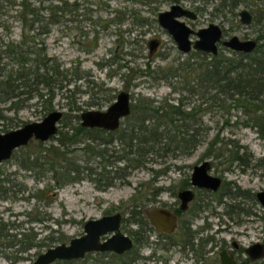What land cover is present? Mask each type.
I'll list each match as a JSON object with an SVG mask.
<instances>
[{"label": "rangeland", "instance_id": "obj_1", "mask_svg": "<svg viewBox=\"0 0 264 264\" xmlns=\"http://www.w3.org/2000/svg\"><path fill=\"white\" fill-rule=\"evenodd\" d=\"M26 1L29 8L35 11V16L42 20L34 21V25L42 23L48 27V31L45 32L43 30L46 29L42 27L39 34L36 33L39 28L26 32L27 42L29 44L42 42L45 47L44 53L55 57L61 67L67 68L68 77L72 78L67 85L72 87L78 84V89L82 91L77 90L72 98H64L60 89H56L51 100V109H46L42 102H37L36 97L20 102L16 108L11 105V100L0 99V132L19 127L29 121L41 120L52 109L63 111L64 116L62 115L58 122V130H66L64 122L69 121L72 114H80L81 111L91 108L104 109L122 89L130 92L133 101L134 97L148 96L157 102L166 98L178 104L180 97L187 95L180 89L173 90L164 79L139 75V71L146 68L148 63L151 67L166 66L175 64L190 54L179 51L174 39L158 23L157 12L165 5L157 6L155 1L144 0H78L80 5L76 10L67 8L62 12L61 22L49 24L47 17L50 6L60 5L62 0ZM219 2L220 0H196L203 10L198 14L193 28L205 26L210 21L220 22L226 37L236 34L240 38H256L260 29L264 30V17L261 21L251 20L248 23L239 21L237 11L242 7L249 8L243 3L236 7L235 15L225 11L224 14H215L213 7ZM21 7V0H0V44L18 43L23 36ZM153 36L162 39V43L155 52L149 54L147 41ZM39 47L40 45L36 44L33 49L40 52ZM4 49L5 46L0 45V60L15 64L14 59ZM221 52L228 56L232 53L223 47ZM34 55L29 54L30 57ZM76 69L82 75L80 78L75 76ZM86 78L96 82L103 81L104 86L111 87L113 99L102 105L96 104L97 99L90 98ZM177 83L180 87L181 83L178 81ZM40 90L45 92L46 88L41 86ZM44 97H47V94ZM72 99L76 100L79 110L71 111L68 108V103L71 104ZM190 105L187 104L185 107L188 109ZM221 111L216 109L201 115L202 127L199 131L202 140L190 153L165 155L148 153L144 164L138 167H132L127 160L122 159L115 164L121 167L119 171L120 173L123 171L124 174L113 178L111 184L101 187H97V181L90 179L86 175L88 169H84L90 167L99 171L98 162L101 159L96 154L84 153V150H77L74 154L77 158L76 165L81 171L84 169V172L80 173L81 178L61 187L53 188L56 179L52 171H42V168L30 171L18 164L20 158L28 152H31L32 156L38 153L44 155L40 152L43 147L70 149L83 146L89 140L76 144L66 143L64 147L58 140L60 135L57 132L45 141L33 138L27 144L15 148L9 158L0 162L1 183L6 191L5 196H0V218L4 221L26 220V212H29L31 217H44L42 221L28 222V225H32L37 231L39 240L44 239L40 241L39 246L22 252V258L13 260L12 257L1 255L0 264H30L35 256L47 247L67 242L71 237L80 235L85 220L116 211L122 215L121 230L131 234V230L139 227L135 221L138 217L136 212L142 215L144 207L156 204L173 208L178 205L176 191L181 187L180 183L189 181L193 165L204 159L210 161L209 173L220 176L223 182L215 191L197 190V199L201 200L202 207L197 212L200 215L194 217L189 224L191 230L199 228L202 223L207 225L201 234L202 238L207 234L205 245L207 258L200 260L192 251L181 250L173 244L177 235H172L170 238L159 237L156 244L152 242L150 245L141 246V249L137 250L139 257L133 264H204L206 260L208 264H221L218 252L222 248L233 251L234 257L239 260L246 259L248 256L244 248L247 245L257 240L264 242V206L252 195L257 190L264 189V166H249L242 170L238 163L233 161L227 168L229 164L227 160L207 156L205 152L210 146L209 142L215 138L217 140L215 152L220 148H229L232 143H238L246 146L255 158H264V140L258 136L254 128L242 124L235 126L232 123L238 115L242 116V113L232 110V114L227 116ZM226 117H229L228 122H224ZM126 121V118H123L121 126ZM79 122L80 117L71 119L72 124ZM228 140L230 141L226 145L221 144ZM107 147L108 152H112L113 149L118 150L115 153L122 152L121 145L117 142H112ZM47 157H50L49 154ZM55 159L57 161V158ZM115 174L114 166L105 167L107 177ZM92 176L97 178L98 175L92 173ZM235 185L250 194L230 196L235 194L237 188ZM227 210L229 213H226ZM17 229L10 228L8 231L12 233ZM180 238L184 239V236L181 235ZM232 241L237 242V247L232 245ZM151 252H154L156 258L146 259L144 256ZM8 253L15 254L11 250ZM123 257L128 258L130 254ZM101 259L111 262L110 256ZM91 261V258H88L87 261L76 263L84 264ZM256 261L263 264L264 257Z\"/></svg>", "mask_w": 264, "mask_h": 264}, {"label": "trees", "instance_id": "obj_2", "mask_svg": "<svg viewBox=\"0 0 264 264\" xmlns=\"http://www.w3.org/2000/svg\"><path fill=\"white\" fill-rule=\"evenodd\" d=\"M219 3L215 7L221 5L229 11L243 3L252 8L257 13V17L264 16V0H220ZM21 4L23 36L18 43L2 44L1 42L0 44L5 46L4 51L10 54L15 62V64H9L8 61L0 60V99L11 100V105L16 108L20 102L36 97L37 102H42L46 109H51V100L56 89H60L64 98H72L77 90H82L78 89V84H74L72 87L67 85L72 80L68 77L67 68L61 67L55 57L44 53L45 47L42 42L33 43L40 45V52H36L33 49L34 45L27 42L26 32L39 28V31L36 32L39 34L42 27L46 29L43 32L48 31V27L42 23L35 26L34 21H42L41 18L35 16V11L29 8L26 0H21ZM79 5L78 0L70 2L62 0L60 5H51L47 17L49 24L61 22L63 11L67 8L76 10ZM88 10L91 9L88 8ZM94 44H96V39ZM30 53L35 55L30 57ZM74 72L76 78L82 76L77 69ZM139 73L143 76H152L154 79H164L173 90L180 89L187 95H182L178 104L172 103L166 98L157 102L156 99L148 96L134 97L130 113L125 117L127 120L125 124L122 126L120 124L118 128L111 131L82 126L80 122L72 124L71 119L79 117L78 113H74L69 121L64 122V127L67 129L57 131L60 135L58 140L64 147L66 143L76 144L83 140H89L88 142L83 146L62 150L57 147H43L40 152L44 155L38 153L32 156L31 152H28L18 161L19 166L30 171H34L36 168H42V171H52L56 179L53 188L79 180L80 173L84 172V169H88L86 175L90 179L97 181V187L106 186L113 182V178L121 177L124 174L123 171L121 173L119 171L121 167L115 164L122 159L127 160L130 166L138 167L144 164L145 156L148 153L159 155L190 153L202 140L199 131L202 127L201 115L206 111L216 109H221V112L227 116L232 114V110L239 111L242 116L238 115L232 123L235 126L242 124L254 128L258 136L264 140V40H261L251 52L232 51L228 56L221 51L216 54L193 51L185 59L178 60L175 64L151 67L148 63L146 68L141 69ZM177 81L181 83L180 87H178ZM86 82V87L90 89V98L97 99L96 104L102 105L113 99L114 93H110L112 88L104 86L103 81L96 82L86 78ZM41 86L46 88L45 92L40 90ZM94 88L96 90H93ZM46 94L47 97H44ZM70 102L72 103H68V108L71 111L79 110L75 99ZM187 104H191L188 109L185 107ZM228 120L229 117H226L224 122H228ZM104 132H109V134ZM229 141L221 144L226 145ZM112 142L121 145V153H115L118 151L117 149H113L114 152H108L107 146ZM216 142L215 138L209 142L210 146L205 154L213 158H221L223 161L227 160L229 162L227 168L233 161H236L242 170L249 166H264V158H255L246 146L232 143L229 148L218 147L220 149L215 152ZM77 150H84V153L99 156L101 159L98 162L99 171L90 169V167H85L81 171L75 163L77 158L74 154ZM47 154L50 157H47ZM112 157L114 158L111 159ZM107 165L115 167L116 174L114 176L107 177L105 175ZM92 173L97 174V178H93ZM1 181L0 178V196H5L6 191L2 187ZM235 186L237 187L235 194L230 196L250 194L247 190L239 188L238 185ZM226 213L229 211L227 210ZM137 214L138 217L135 221L139 227L137 230L131 231L134 237V247L122 254L109 255L111 262L99 257L87 264H132L139 257L136 247L148 241L147 237L143 235V230L140 229L141 226L152 229L141 213L136 212ZM25 215L27 216L26 220L4 221L0 218V256L12 257L13 260L22 258V252L39 246L40 241L44 239L39 240L37 231L32 225H28L29 221H42L44 217H31L29 212H26ZM10 228L18 229L10 233L8 231ZM160 236L168 235L161 234ZM10 250L15 254H9ZM127 254H130V257H123ZM76 262V260L58 259L54 263L77 264Z\"/></svg>", "mask_w": 264, "mask_h": 264}, {"label": "water", "instance_id": "obj_3", "mask_svg": "<svg viewBox=\"0 0 264 264\" xmlns=\"http://www.w3.org/2000/svg\"><path fill=\"white\" fill-rule=\"evenodd\" d=\"M238 14L242 22L251 21V14L247 8L239 9ZM182 15L195 16L192 11L182 5L173 3L169 8L159 11L157 19L174 39L178 49L183 52L193 48L216 54L218 43L234 51L251 52L257 45L255 38H240L236 34L224 37L222 27L213 21L194 29L178 18ZM191 34H194L196 38L191 39ZM157 43L155 38L151 39L150 47H154ZM131 102L130 92L122 89L104 109L91 108L81 111L80 124L86 127L114 130L120 126L121 120L129 115ZM62 115L61 109H52L41 120L29 121L19 127L0 132V162L9 158L15 148L27 144L31 139L45 141L57 133L58 122ZM210 166V161L207 159L193 165L190 175L191 184L217 190L222 183V178L209 173ZM178 195L182 200L180 206L183 208L194 193L191 188H184L178 192ZM255 197L264 206V189L257 190ZM144 211L157 231L171 233L174 230L177 218L171 208L148 205L144 207ZM120 221L121 213L118 211L89 218L83 224L82 234L71 237L68 242L63 241L47 247L39 252L30 264H51L57 259L78 258L82 257L86 251L92 250L123 252L129 249L133 242L131 237L121 230ZM244 251L250 259L262 258L264 257V242L254 241L247 245ZM219 259L221 264H239L225 248L219 251Z\"/></svg>", "mask_w": 264, "mask_h": 264}, {"label": "flooded vegetation", "instance_id": "obj_4", "mask_svg": "<svg viewBox=\"0 0 264 264\" xmlns=\"http://www.w3.org/2000/svg\"><path fill=\"white\" fill-rule=\"evenodd\" d=\"M153 1L156 2L157 6H158V4H160V6L165 5V7L163 9H161V10H165V9L169 8V6L171 4H173V3H178V4L182 5L184 8L188 9L189 11H192V13L195 14L194 17H190V16H187V15H182V16L178 17V18L184 20L185 23H187V25H190L192 28L196 24V21L198 19V14L203 10V8L200 6V4L196 3V0H144V2H153ZM213 8H214L215 14L216 13H223L224 14L225 12L229 11V10L226 9V7H223L221 5H219L218 7H213ZM242 8H245V7H242ZM235 9H236V7H234L231 11H229V13H232V15H235L236 14ZM247 9L249 10V12L251 14V20L261 21L262 18L264 17L263 15H260L259 17H257V15H256L257 13L252 8H247ZM161 10H158V12L161 11ZM238 11H237V14H238ZM158 12H157V16H158ZM239 21H241L240 18H239ZM210 22H212V21H210ZM216 23H218L221 26L220 22H216ZM260 25H262V23H260ZM222 30H223V28H222ZM223 33H224V30H223ZM259 34L264 35V30L260 29ZM259 34H258V37L255 38L257 40V45H258V43L260 42L261 39H264V36H260ZM190 37H191V39L196 38V36L194 34H191ZM224 37H226V35H224ZM153 38H155L158 41V43L155 46L153 45L154 47H150V40L153 39ZM147 43H148V48H149V54H152L153 52L156 51L157 47L162 43V39H160L157 36H153V37L148 39ZM176 47H177V45H176ZM222 47L224 49L230 51V52L234 51V50L229 49L227 46H225V45H223L221 43H218V52L221 51ZM177 49H178V47H177ZM178 50L181 51L180 49H178ZM193 51H201V50H196V49L191 48L187 52L190 53V52H193ZM203 52H205V51H203ZM205 53H207V52H205ZM96 128L104 129V128H101V127H96ZM105 131H111V130L105 129ZM190 175H191V173H190ZM180 186L181 187L178 188V190L176 191V195H177V198L179 200L178 205L173 207V208H171L175 212L176 218H177V224H176L174 230L171 233L157 231L154 228V226L152 225V223L150 222V220L148 219L147 214L144 211V208L142 209L143 213H142L141 216H143L148 221L149 226L152 227V229H146V228H143L141 226L140 229L143 230V235L145 237H147V240H148L143 245H150L152 242H154L156 244L158 239H160L159 237H161L160 236L161 234L168 235V236H164V237H168V238H170L172 235H177V239L176 240L174 239L175 241H174L173 244H176L183 251H185V250L192 251L194 253L195 257L198 256L200 258V260H202L204 258H207V254H206L207 253V247H205V245L207 244V234L203 235V238L201 236L202 232L204 231L205 227H207V225H203V223H202V225H200L199 228L191 230V229H189V224L193 220L194 217L200 215V213H197V212L202 207V203L200 202L201 200L197 199V190L198 189H204V190L207 191V189H209V188L192 185L191 182H190V178H189V181L185 180L184 182H181ZM184 188H191L193 190L194 195L191 198V200H189L187 202V205L182 208L180 206L182 200L179 197L178 192L181 189H184ZM254 196H255V193H254ZM152 205H156V204H152ZM135 219H137V218H135ZM121 225H122V215H121V221H120V228H121ZM134 230H137V228L134 229ZM179 230H181V231L179 232ZM152 232H155V234H151ZM80 234H82V232ZM128 235L131 237L132 242H133V245L131 247H134V237H133L132 233L128 234ZM181 235L184 236V239L183 238L179 239V236H181ZM232 243H233L232 245L234 247H237L238 244H237L236 241H232ZM143 245H141V246H143ZM141 246L136 247V249L137 250L141 249ZM129 249H127V250H129ZM127 250H125L123 252H120V253L115 252V251H110V250H103V251L92 250V251H86L82 257L69 258V259H63V260H76L77 262H79V261L81 262V261H85V260L87 261L88 258H91V260H92L91 262H93L95 258L106 257V256L108 257L109 255L112 256V255L122 254V253L126 252ZM228 252L230 254H232L233 257H234V254L232 253L233 251H228ZM153 253L154 252L146 254L144 257L146 259H148V260L151 259V258L155 259L156 257H155V255H153ZM218 255H219V252H218ZM235 259L238 261L239 264H250L251 262L254 263V264H258V262L256 261L257 259H250L249 257H247L246 259H242V260L241 259L239 260L237 258H235ZM133 262H135V260ZM53 263H51V264H53ZM84 264H87V263H84ZM204 264H208L207 260L205 261Z\"/></svg>", "mask_w": 264, "mask_h": 264}]
</instances>
